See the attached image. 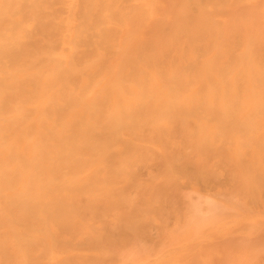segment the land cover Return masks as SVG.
<instances>
[{"label": "bare ground", "instance_id": "1", "mask_svg": "<svg viewBox=\"0 0 264 264\" xmlns=\"http://www.w3.org/2000/svg\"><path fill=\"white\" fill-rule=\"evenodd\" d=\"M0 264H264V0H0Z\"/></svg>", "mask_w": 264, "mask_h": 264}]
</instances>
